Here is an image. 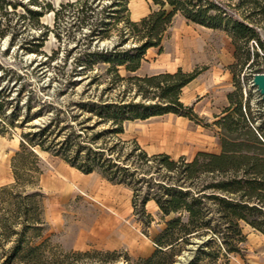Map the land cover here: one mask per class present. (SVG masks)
<instances>
[{
    "label": "rangeland",
    "instance_id": "1",
    "mask_svg": "<svg viewBox=\"0 0 264 264\" xmlns=\"http://www.w3.org/2000/svg\"><path fill=\"white\" fill-rule=\"evenodd\" d=\"M118 1L0 0V103H5L0 109L3 112L0 113V252L7 250L16 236L9 234L11 226L3 223L9 222L16 231L22 228L19 220L13 223L15 203L23 204L22 198L15 197L16 193L24 197L34 190L41 193L36 199L40 201L47 225L43 238L48 239L46 249L50 253L62 257L67 253L89 252L92 256H74L69 261L81 264L89 259L93 264L100 259L98 253L110 252L115 253L110 257L114 264H141L140 260L150 257L157 248L155 237L166 221L157 204L148 201L143 209L140 205L136 208L131 186L113 183L98 172L85 174L52 151L30 146L24 138L25 133L49 123L57 109L66 111L61 114L66 120L60 126L67 120L75 123L87 117L91 118L85 125L92 126L96 116L82 111L75 103L81 99H117L123 95L125 82L108 88L114 73L107 71L105 63L89 68L75 63L81 51L112 48L120 39L118 30L128 27V20L139 22L160 8L153 0H124L122 6ZM215 1L227 6L242 0ZM109 21L116 24L109 36L90 35L92 27L101 31ZM133 45L135 41L130 38L123 46ZM163 45L161 54L157 48L147 51L143 67L136 74L152 75L181 66L186 71L205 68L204 78L211 80L230 71L239 74L245 99L250 94L258 96L256 88L249 85L250 79H246L248 72L228 66L235 47L226 29L194 24L178 13ZM250 45L255 42L251 41ZM258 61L264 66L263 59ZM119 74L135 75L125 67L119 68ZM133 94L127 97L140 99ZM182 100L187 105L191 102L193 107L195 101L202 100V112L212 104L215 110L228 104L220 95L211 104L205 90L197 95L185 94ZM258 106L255 110L262 109L261 104ZM40 109V115L28 120L31 113ZM213 113L209 116L197 113L198 121L165 114L126 122L121 134L126 143L124 150L139 145L149 155L168 153L175 159L182 155L192 159L199 151L216 153L220 149V130L214 125ZM74 114H80L78 120L74 121ZM107 126L101 123L96 129ZM59 128H52L53 138ZM240 226L246 238L240 253L221 256L215 261L201 257L195 261L199 245L207 240V237H195L163 258L172 260L169 264H264V235L243 221Z\"/></svg>",
    "mask_w": 264,
    "mask_h": 264
},
{
    "label": "trees",
    "instance_id": "2",
    "mask_svg": "<svg viewBox=\"0 0 264 264\" xmlns=\"http://www.w3.org/2000/svg\"><path fill=\"white\" fill-rule=\"evenodd\" d=\"M123 1L119 0L118 5L122 6ZM153 1L160 8L139 22L128 20V27L118 30L120 39L112 48H89L87 53L81 51L75 57L78 67L105 63L107 71L114 73L108 88L125 82L123 95L117 99L99 97L77 101L75 104L82 111L96 116L92 126L85 125L91 117L75 123L67 120L60 126L66 120L61 117L65 110L57 109L49 123L37 131L25 133L24 138L30 146L52 151L85 174L98 172L113 183L131 186L136 208L140 205L143 209L150 200L156 202L166 218L165 226L155 237L156 250L150 257L141 259V264H169L172 260L163 257L176 252L183 243H190L195 237H207L199 245L195 261L200 257L215 261L242 251L246 238L241 221L264 235V110H255L251 94L245 99L239 74L233 73L234 90L228 94V105L216 115L214 122L220 130L219 153L199 151L192 159L184 155L175 159L168 153L149 155L139 145L124 150L126 143L121 134L126 122L170 113L199 120L194 107L186 105L181 94L205 68L192 71L179 68L175 72L144 76L136 74L149 49L157 48L159 53L163 52L164 40L178 13L194 24L226 29L235 47V63L231 68L239 67L240 72L246 70L249 82L255 74L264 73V66L258 61L264 60V0H242L227 6L215 0ZM115 25L109 21L101 31L92 27L90 35L109 36ZM130 38L135 45L124 47ZM251 41L255 45H250ZM120 67L135 75L122 77ZM132 92L140 99L128 98ZM4 104L0 103V109ZM45 106L50 108L52 104ZM28 110L31 112L30 105ZM40 113L41 109L31 113L28 120ZM79 116L72 115L74 121ZM101 123L108 126L96 129ZM56 126L60 128L53 138L52 128ZM40 195L37 190L24 197L16 193L15 197L22 198L23 204L15 203L13 223L20 221L22 228L16 231L12 224L4 221V226H11L9 234L16 236L11 246L0 252V264H78L70 262V258L92 256L89 252H74L61 257L48 252V239L43 238L47 225L40 201L36 199ZM97 255L100 259L93 264L116 263L110 258L115 253ZM89 262L88 259L81 264Z\"/></svg>",
    "mask_w": 264,
    "mask_h": 264
},
{
    "label": "crops",
    "instance_id": "3",
    "mask_svg": "<svg viewBox=\"0 0 264 264\" xmlns=\"http://www.w3.org/2000/svg\"><path fill=\"white\" fill-rule=\"evenodd\" d=\"M234 47V45H233ZM154 49V48H153ZM235 53V49L233 51ZM162 53V52H161ZM160 53V54H161ZM234 53H233V60L231 62L228 63V66H231L235 61V57H234ZM144 61V60H143ZM143 61H142V65L141 68L143 67ZM140 68V69H141ZM179 68H182L181 66H175L172 69L166 70V71H159L153 74H157V73H161V72H175L177 71ZM183 69V68H182ZM184 70V69H183ZM186 71V70H184ZM188 71H192V69H188ZM204 73L202 72L201 74H199L194 80H192L188 85H186L183 88L182 94H181V99L183 98V95H188L190 96V94L193 92L195 95H197L198 93H201L202 91H207L209 92V96H210V102L212 104V102H217L216 100H214V98H217L218 95L222 96L224 98V100L228 102V94L234 90V76L233 74L229 71L227 72L226 75H224L223 77H220L219 79L217 78H213L211 80H207L206 78H204ZM204 82L203 85H201L200 83ZM187 90H188V94H187ZM186 91V93H185ZM183 101V100H182ZM184 102V101H183ZM201 101H195L194 104V110L195 112H197L198 114H203L205 116H209V114L214 115L213 112H215V120H216V115H219L222 110L228 105H224L221 110H215V108L213 109V104L210 108H208V106L204 109V111H201ZM187 105V103H185ZM190 106L192 105L191 102L188 103ZM217 111V112H216ZM172 114V113H170ZM179 117H183V116H179ZM183 118H187V117H183ZM148 120V119H147ZM142 121V120H141ZM144 121V120H143ZM221 151V144H220V149L218 151H216V153H219ZM195 156V155H194ZM92 174V173H90ZM152 204H156V202L154 200L149 201V203Z\"/></svg>",
    "mask_w": 264,
    "mask_h": 264
},
{
    "label": "water",
    "instance_id": "4",
    "mask_svg": "<svg viewBox=\"0 0 264 264\" xmlns=\"http://www.w3.org/2000/svg\"><path fill=\"white\" fill-rule=\"evenodd\" d=\"M252 81L264 97V73L255 74L252 78Z\"/></svg>",
    "mask_w": 264,
    "mask_h": 264
},
{
    "label": "built area",
    "instance_id": "5",
    "mask_svg": "<svg viewBox=\"0 0 264 264\" xmlns=\"http://www.w3.org/2000/svg\"><path fill=\"white\" fill-rule=\"evenodd\" d=\"M250 86H252V87H255L256 88V91H257V94H258V96H256V97H254L253 98V101H252V106L253 107H257L259 104H261L262 105V109L264 110V97H263V95L260 93V91L258 90V88L253 84V81L251 80L250 81V84H249Z\"/></svg>",
    "mask_w": 264,
    "mask_h": 264
}]
</instances>
